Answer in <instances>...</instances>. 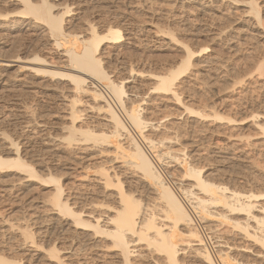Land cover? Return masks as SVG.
I'll list each match as a JSON object with an SVG mask.
<instances>
[{
    "label": "bare ground",
    "instance_id": "6f19581e",
    "mask_svg": "<svg viewBox=\"0 0 264 264\" xmlns=\"http://www.w3.org/2000/svg\"><path fill=\"white\" fill-rule=\"evenodd\" d=\"M102 1L97 2L99 4ZM19 2L24 7L19 12L20 19L11 22L9 15H0L1 20L5 19L0 32L7 33L14 23V29L25 22L28 27L35 26L46 36L43 46L50 47L63 64L48 63L47 53L38 54L25 60L27 65L21 68L20 73L27 71L33 77L41 74L57 77L58 82L66 81L72 86V94L67 96L65 89L58 84L51 86L54 91H58L68 109V122L62 126V131H67L68 137L62 141L53 137L47 140L45 145L52 148L48 162L41 160L35 164L27 161L20 141L0 133V145L6 146L4 152H0V172H14L26 175L29 181L37 179L53 185L45 203L49 207L47 211L55 216L54 223L46 219L42 221L38 244L34 241V233L29 230L30 225L26 226L17 239V245L20 250H32H27L25 257L18 261L0 255V264H24L26 261L30 264L42 249L45 250L46 264H186L185 253L201 260L203 264H264V195L218 185L205 178L204 168L192 165L186 159V154L174 155L164 146H158L159 143H171L173 139L164 138L155 142L154 136L145 135L148 127L149 131H155L161 125L154 126L145 118L147 110L142 108L143 104L135 102L128 106L125 100L126 86L137 75L132 70L124 78H116L104 66L108 62L106 49L111 47L118 51L131 45V33L115 23L99 28L92 25L86 35L70 34L66 18L71 17V6L60 9L53 0ZM245 5L256 25L264 28V0H246ZM31 19L35 25L31 24ZM169 33L166 34L176 40L173 33ZM199 45L197 48L195 46L196 49L192 45L185 46L184 57L168 72L146 77L156 82L155 92L171 96V99L182 105L188 118H196L202 124L211 120L227 121L229 125L242 124L245 118L238 119L236 115L234 118L231 113L228 116L229 112L225 115L220 106L223 101L219 105L212 100L214 94L211 87L214 86L210 85V80L222 79L219 76L222 73L221 62L218 53L209 44ZM259 64L256 71L261 78L264 77V60ZM38 66H46V69ZM8 67L10 62H0V69ZM188 72L196 81H200L199 88H196L195 81L182 80ZM21 74L17 75V79L22 81ZM7 82L1 73L0 85H6ZM128 89L134 88L130 86ZM83 98L87 100L83 101ZM209 99L213 102L210 103ZM89 101L92 105H88ZM85 105L90 108V112L104 115L102 125L106 128L97 126L92 129L79 120L81 113L85 112L79 107ZM249 107L245 104L241 109L248 112ZM24 110L25 107H20L19 111L23 113ZM251 118L252 125L264 136V114L252 113ZM99 145L108 151L113 150L115 157L112 160L117 165H101L92 182L100 186L104 194H110L115 206L106 202L79 201L82 197L78 195L75 198V188L63 181L66 177L63 179V174L52 172L53 168L62 164L64 152L80 148L81 152L86 153ZM164 157L182 166L186 177L194 182L189 188H176L165 179L159 168ZM36 166L46 168L48 175L40 176ZM126 176L129 179L125 180ZM246 180L252 184L259 182L253 177ZM130 184L153 194L155 207L152 206V209L136 198L128 188ZM197 215L206 221L216 222L217 253L207 247L205 238L196 226ZM7 232L17 231L12 226ZM236 251L242 255L235 254Z\"/></svg>",
    "mask_w": 264,
    "mask_h": 264
},
{
    "label": "rangeland",
    "instance_id": "374dc122",
    "mask_svg": "<svg viewBox=\"0 0 264 264\" xmlns=\"http://www.w3.org/2000/svg\"><path fill=\"white\" fill-rule=\"evenodd\" d=\"M53 1L60 9L71 6V17L66 18L70 34L86 35L92 25L99 28L115 23L131 33V45L118 51L111 47L106 49L108 62L104 66L116 78L122 79L132 70L137 75L126 86L127 105L135 102L143 104L142 108L147 110L145 118L154 126L161 125L155 131H149L148 127L145 135L154 136L155 142L164 138L173 139L171 143H159L158 146H164L174 155L186 154V159L192 165L204 168L205 178L212 182L241 192L264 195V136L252 125L251 118L252 113L264 114V77L259 78L256 68L264 60V28L256 25L249 16L246 0H103L99 4L98 0ZM23 9L19 0H0V15H9L11 22L20 19L19 12ZM262 15L264 17V10ZM2 20L0 26L4 24L5 19ZM31 24L35 25L33 22ZM14 27L15 23L7 33L0 32V62H10V67L0 69V74L8 81L6 85H0V133L20 141L27 161L35 164L41 160L48 162L52 148L45 145L47 140L53 137L62 141L68 137V132L62 131V126L68 122V109L58 91H54L51 86H62L67 96L72 94V86L66 81L58 82L57 77L49 74L33 77L31 72L20 73L21 68L27 65L25 60L38 54L47 53L48 63L63 64L50 47L43 46L46 36L42 30L35 26L28 27L27 22L18 29ZM167 32L173 33L176 40ZM206 43L218 53L222 67V73L219 74L222 79L210 80V85L214 86L211 87L214 94L212 100L219 105L223 101L220 106L225 115L229 112L228 116L231 113L232 117L245 118L242 124L229 125L227 121L213 120L202 124L196 118H188L182 105L171 99V96L155 92L156 82L146 77L166 73L180 63L185 46L197 48L199 44ZM38 67L46 69V66ZM20 74L23 75L22 81L17 79ZM182 80L195 81L196 88H199L200 81H196L189 72ZM130 86L134 89H128ZM213 101L210 100V103ZM245 104L250 105L248 112L241 109ZM88 105L92 103L89 101ZM20 107H25L23 113L19 111ZM79 109L85 110L79 119L82 123L92 129L97 126L106 128L102 125L104 115L90 112L87 105ZM133 133L140 139L136 132ZM5 149V145H0V152ZM62 155L65 157L62 164L54 166L52 172L63 174V179L66 177L63 181L75 188V198L80 196L82 198L79 201L106 202L115 206L110 194L107 196L100 186L92 182L101 165H117L112 160L115 157L113 150L108 151L99 145L90 152L83 153L80 148H76ZM159 168L165 179L176 188H189L194 183L186 177L182 166L168 157L163 158ZM36 169L40 176L48 175L46 168L36 166ZM249 177L257 178L259 182L248 183L246 178ZM29 179L26 175L14 172H0V255L17 261L25 257L24 253L28 250H20L17 245L21 233L30 225L29 230L34 233V241L38 244L42 221L46 219L54 223L55 219L47 211L49 207L46 204L53 185ZM129 186L136 198L152 209L155 207L153 194L138 189L135 184ZM196 223L207 247L217 253L216 222L198 216ZM12 226L16 233L7 232ZM27 241L30 243V240ZM37 253L30 264H46L45 250ZM234 253L242 255L238 251ZM184 256L186 264H203L188 253Z\"/></svg>",
    "mask_w": 264,
    "mask_h": 264
}]
</instances>
